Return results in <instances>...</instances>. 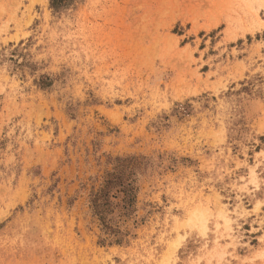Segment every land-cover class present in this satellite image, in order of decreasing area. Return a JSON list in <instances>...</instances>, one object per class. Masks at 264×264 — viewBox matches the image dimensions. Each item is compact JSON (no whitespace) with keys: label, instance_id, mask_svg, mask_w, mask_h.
<instances>
[{"label":"rangeland","instance_id":"obj_1","mask_svg":"<svg viewBox=\"0 0 264 264\" xmlns=\"http://www.w3.org/2000/svg\"><path fill=\"white\" fill-rule=\"evenodd\" d=\"M0 264H264V0H0Z\"/></svg>","mask_w":264,"mask_h":264},{"label":"trees","instance_id":"obj_2","mask_svg":"<svg viewBox=\"0 0 264 264\" xmlns=\"http://www.w3.org/2000/svg\"><path fill=\"white\" fill-rule=\"evenodd\" d=\"M51 2V8L56 10V11H61L67 7H69L73 0H50ZM127 185L122 184V188H121V193L123 194V203H131L132 202V192L127 188ZM131 206V205H129ZM95 208V212L98 216H101V221L103 226L105 227V229L107 230H112L113 228L111 226H109V223L106 222V220L104 219V215L105 213L103 211H101L102 207H100L99 204L94 206Z\"/></svg>","mask_w":264,"mask_h":264}]
</instances>
